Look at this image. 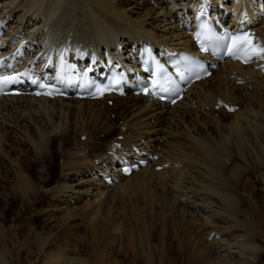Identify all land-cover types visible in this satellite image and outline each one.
Masks as SVG:
<instances>
[{"label":"bare ground","instance_id":"6f19581e","mask_svg":"<svg viewBox=\"0 0 264 264\" xmlns=\"http://www.w3.org/2000/svg\"><path fill=\"white\" fill-rule=\"evenodd\" d=\"M158 1L156 8L149 10L152 14L147 11L135 14L136 9L126 10L130 5L123 0H0V27L8 33L0 38V43L4 46L9 41L15 42L0 50V59H6L16 73L38 67L52 74L58 68L74 67L75 76L82 69L103 70L113 61L125 65L136 76L142 42L157 50H193L191 38L175 23L177 16L191 18L189 7L184 4L186 0ZM212 1L206 0L210 9L215 3ZM229 1L220 3L221 9L216 10L218 18L224 19L230 12L225 5ZM251 1L238 6L233 14L234 22L245 17L248 25L256 26L264 49V9L258 11L249 5ZM187 2L190 6L191 0ZM134 14L138 16L134 18ZM22 50L28 57L20 61L16 55ZM108 100L114 101L112 107L106 105ZM221 102L229 107L222 106ZM103 105H106L104 109ZM230 107L237 110L230 112ZM110 112L116 113L117 120L112 119ZM61 134L65 139H60ZM5 136H13L17 142L31 147L32 152L23 161L26 166L33 153V160L35 157L43 162L51 160L53 143L59 142L58 153L62 158L58 188L56 183L46 187L45 163L37 175L39 182L24 174L22 167L16 169L17 165H13L14 180L10 186L7 184L10 197L20 194L32 198L45 194L52 199L48 212L54 214L43 213L44 231L56 232L38 238L40 253L43 252L40 258L46 264H107L108 257L105 255L103 263L104 254L97 250L74 257L71 255L74 246L70 252L58 239L49 243L48 238L60 231L63 220L69 229L83 228L85 221L90 225L92 222L103 224V234L121 241L120 248L125 242L124 251L128 250L127 257L131 253L135 264H163L167 259L164 250L171 243L179 245L171 256L180 254L187 264H259L258 250L262 249L264 254V248L255 239L260 232L252 218H247L250 209L245 206L244 198L253 194L241 184L246 174L264 173V74L261 70L239 63L223 64L211 78L193 86L175 106L134 94L105 101L33 95L2 97L1 148L5 145ZM103 136L105 141L100 139ZM69 137L73 138L71 144L64 148L63 141ZM138 149L153 157L141 156L136 152ZM124 159L131 163L148 160L149 165L130 177H123L118 172ZM104 165L117 168V172H111L113 185L91 177L100 169L107 172ZM260 179L264 183V176ZM5 182L6 179L0 178V184ZM140 188L144 191L137 197L133 191ZM63 205L68 214L64 211L67 215L64 219L56 214ZM124 206L129 209L123 210ZM170 221L173 227L169 229H174V236L170 233L171 241L165 236V224ZM159 224L162 227L155 242L150 234L156 233ZM5 225L0 221V244L7 245L13 228ZM97 230L94 234L100 237L101 232ZM180 232L184 235L179 238ZM36 237L30 236L26 243L28 250L32 251ZM183 248L192 252V259H185ZM157 254H161L159 259ZM3 260L5 257L0 253V262Z\"/></svg>","mask_w":264,"mask_h":264},{"label":"rangeland","instance_id":"374dc122","mask_svg":"<svg viewBox=\"0 0 264 264\" xmlns=\"http://www.w3.org/2000/svg\"><path fill=\"white\" fill-rule=\"evenodd\" d=\"M123 1L126 4L130 5L128 8H126V10H132L134 12L136 9L135 14H140V13L142 14V13H146V11H147V13H149L152 9H155L156 8L155 6H156L158 0H133V1L129 0L128 2H127V0H123ZM160 1L162 2L163 0H160ZM160 1H158V2H160ZM235 1L236 0H230L229 2H226V4H225L228 7V10H230V12L227 15H232L233 21L235 20L233 18L234 11L237 10V8L240 4H242V3H244V1H248V0H238L236 3V6H234ZM213 2H215V6L216 5L218 6L217 3L220 4L222 2V0H213ZM254 3H255V8L260 9L259 5H257L256 2L254 0H252L251 4L254 5ZM251 4H249V5H251ZM263 4H264V2H263ZM152 13L153 12H150V14H152ZM135 14L133 15L134 18H136L138 16ZM258 22H259V24L261 23L260 21H258ZM174 37L176 38V35ZM106 105L110 106L108 104V102H106ZM106 105H103L102 108L104 109V107ZM110 107H112V106H110ZM111 113L112 112H110V114ZM111 115L110 116L112 117L113 120H117L116 113H113ZM118 116L119 115H117V117ZM86 133L90 134L89 131ZM76 138H78L77 134H76ZM4 139H5V145H3L2 148L0 147V153H1L0 154V173L2 172L0 175V178L6 179V182L3 183L4 185L0 184V186L2 187V188L0 187V206H1L0 207V221L2 223H4V225L6 224L7 227H11V229L13 228L12 229L13 234H12L11 238L14 237L13 238L14 240L9 238L10 241L8 242L7 245H5L4 243H1L2 245L0 244V253L3 254L5 257V261L3 260V262H0V264H46L40 258V255H42L43 252L40 253V250L38 247V245H39L38 238L41 235L43 237H47V235H45V234L56 232V230L44 231L45 229H44V217H43L44 215H43V213L47 212L49 214H54L52 212H48V211H51L48 207L53 204L51 202L52 199H50L49 196H47L45 194H37L35 197H32V198L29 196L28 197L22 196L23 200H22V197L20 194H15L14 196L10 197V196H8L9 190L7 189V187H9L10 182L12 183V181L14 180V178L11 176L13 165H17V166H15L16 169H17V167H22L24 174H27L30 178H32V180L34 182H39V179H38L39 177L37 175L40 174L38 172H39V169L41 167V164L43 165V163H45L44 167L46 168V171L48 174V178H47L48 183L46 184V187H53L54 184L59 180V172H60V168H61L60 161H61L62 155H60L58 153L59 152V150H58L59 142L56 140L53 143V147H54L53 148V154H54V156L52 157L51 160L49 158L47 161L43 162V160L41 161L39 159V157H35L33 160L32 159V157L34 156V153H33L30 155V158L28 159V161H29L28 166H26V164H24L23 161L26 160V155L28 154V152L29 151H30V153L32 152L31 147L28 146L27 143L19 142V141L17 142L15 137H13V136H5ZM60 139H65L64 134H61ZM72 139H73L72 137H69V140L66 139L67 140L66 142L63 141L64 148L68 147L69 144H71ZM100 139L102 141L106 140V138L104 136L101 137ZM20 143H22V145ZM97 143H98V145L100 144V142H97ZM4 149H5V151H4ZM1 151H3L4 153ZM6 154H7V156H6ZM4 156H5V158H4ZM225 159H227V158H225ZM168 169L170 170V168H168ZM263 176H264V173L258 174V172L256 171V172H253L251 175L246 174L243 177V180L241 182V184H243L242 185L243 188L246 189V191H248V193L253 194V195L246 196L244 198V200H245V206L250 209V212H249L250 214L247 215V218L248 219L252 218V221H254V224L257 226V228L260 232V235L255 236V239H256L257 245H259L262 248H264V183L260 178ZM249 182H251V183H249ZM15 184H17V183H15ZM58 185L59 184L56 183L55 187L58 188ZM143 191H144V189L140 188V189H135V191H133V193L135 192L136 196L140 197V196H142L141 194L143 193ZM2 195L6 201L1 197ZM7 196H8V198H6ZM4 203H5V205H4ZM64 208H66V205H63L58 209L59 211L56 212L57 217H59V218L62 217L63 219L67 217L68 214L65 211L66 209H64ZM123 208H124L123 210L129 209L128 206H124ZM64 211L66 212L67 215L64 214L65 213ZM3 212L5 213V215ZM1 213H3L4 216ZM251 213H252V215H251ZM243 218H245V215ZM63 222H62V224L60 223V227H61L59 229L60 231H58L55 236H51L48 238L49 243L52 242V240L55 241V239H58L60 241L59 243L62 242L60 245H62V246L64 245L66 247V249L70 252H72V248L75 247V249L73 250V252L71 254L74 257H76L77 254H82L83 256H87V255H90V253L91 254L96 253L95 250H97L99 254H102V253L104 254L103 255L104 256L103 263H105V259L108 257V259H106L107 264H135L134 261H132L134 258L132 257V255H130L131 253L129 254V256L131 257V259H130L129 256L127 257V254H128L127 251L128 250L126 249L124 251V249L126 247L125 242H123V246H121V248H120L118 246V244L121 241H119L117 238L113 237V235L107 236L108 234H103V230H104L103 224L100 225L98 222H96V224H95V222H92V223L90 222L92 224V225H90L88 222L85 221V223L82 222V223H84V225H85L84 226L83 224H80V223H77L76 221H73V224H78V225L80 224L84 227L82 228V227L78 226L74 229H69V225L66 223V221L63 220ZM65 223H66V225H65ZM170 224H173V223H171V221H170V223L167 222V224H165V231L167 233H169V234L166 233V235H165L166 238L169 236L167 238V240H170L172 238V234L174 236V229H173V231H171L172 228L169 229V227H173V225H170ZM160 225L161 224H159L158 227L155 228L156 233L154 232V233L150 234L151 240H153V238H154L155 242H157V240H159L158 235H160L159 231L161 230V227H162ZM14 228L15 229L18 228L16 233H15L16 230ZM79 228H80V230H79ZM88 228H90V229H88ZM96 228L101 232L100 237H99V235L94 234V233H96L94 231V230H97ZM88 230H92L93 232L88 231ZM120 231H123V229L121 228ZM130 231H131V228H130ZM169 231H171V232H169ZM90 232H92V235ZM170 233H172V234H170ZM183 233H185V232L183 231ZM181 234L182 233L180 232L179 238L184 235V234H182V235ZM198 235L200 236V234H198ZM30 236H32L33 238L35 236H37L35 239H33L35 245L33 244L34 247L33 246L31 247L32 251L30 249L28 250V248H27L28 246H26V243L29 240ZM101 237H103V238H101ZM63 238L65 240H63ZM65 241L68 242L69 244H67V243L65 244L64 243ZM12 242L14 243V245ZM15 243L17 244V246H15L16 245ZM10 244H12V245H10ZM168 245L165 248V249H167L166 252L164 250V255H165V253H167V255H165L166 256L165 258H167V259H165L163 257L167 262L164 261V259H163V261H164L163 264H187L186 261H184L183 257H179L180 254H179V256L176 255V257L173 254H172V256L170 254V253H173V251L175 252L176 247L178 248L179 245H176L175 243H171L169 246H175L172 248L169 247ZM53 246H54V248L56 247L55 244H53ZM118 247L120 248V250ZM245 247H240V249L247 250L250 247L252 248V246H250V247L247 246L248 247L247 249H245ZM170 249H172V251ZM168 250H170L171 252H169ZM18 253H19V255H18ZM157 253H159V252H157ZM191 253L192 252H190V250H189V252H187L185 250V248H183V256L185 257V259H192V257L190 256ZM258 253L261 256L260 261L258 263L264 264V254H262L263 250L262 249L258 250ZM7 254H8V256H7ZM160 255L157 254L155 256L157 257V259H159ZM164 255H162V256H164ZM169 255H170V257H169ZM173 257H175L174 259L177 261H178V259H180L181 262L180 261L175 262ZM176 258H178V259H176ZM172 260H174V261H172ZM225 260H228V259H225ZM170 261H171V263H170ZM157 262H158V260H157ZM232 263L233 262H231V264ZM89 264H92V263L90 262ZM215 264H219V263H215ZM221 264H223V262H221ZM228 264H230V263H228Z\"/></svg>","mask_w":264,"mask_h":264},{"label":"snow or ice","instance_id":"6c2138e0","mask_svg":"<svg viewBox=\"0 0 264 264\" xmlns=\"http://www.w3.org/2000/svg\"><path fill=\"white\" fill-rule=\"evenodd\" d=\"M260 52H264V49H260Z\"/></svg>","mask_w":264,"mask_h":264}]
</instances>
